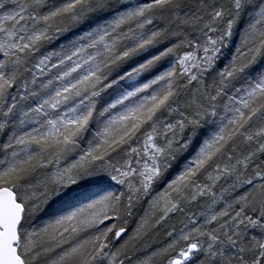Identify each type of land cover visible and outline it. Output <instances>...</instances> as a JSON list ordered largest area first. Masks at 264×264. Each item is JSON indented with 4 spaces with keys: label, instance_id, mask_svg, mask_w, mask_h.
Masks as SVG:
<instances>
[{
    "label": "snow or ice",
    "instance_id": "snow-or-ice-1",
    "mask_svg": "<svg viewBox=\"0 0 264 264\" xmlns=\"http://www.w3.org/2000/svg\"><path fill=\"white\" fill-rule=\"evenodd\" d=\"M0 264H264V0H0Z\"/></svg>",
    "mask_w": 264,
    "mask_h": 264
}]
</instances>
